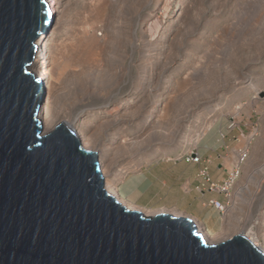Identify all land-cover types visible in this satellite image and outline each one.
<instances>
[{
	"label": "rangeland",
	"instance_id": "1",
	"mask_svg": "<svg viewBox=\"0 0 264 264\" xmlns=\"http://www.w3.org/2000/svg\"><path fill=\"white\" fill-rule=\"evenodd\" d=\"M61 7L46 40L57 75L56 118L65 112L72 126L81 124V135L100 136L109 150L100 166L110 164L119 182L148 167L144 195L132 200L152 208L185 197L181 184L196 169L183 159L192 150L207 155L213 144L220 147L219 128L232 124L238 135L225 151L226 163L232 166L239 150L246 157L227 212L215 225L204 223L205 233L251 229L264 242V48L258 51L264 37L253 44L248 33L261 17L251 34L261 28L264 35V0H68ZM123 25L127 40L118 31ZM91 34L101 52L76 65L73 57L83 56L81 42ZM243 42L251 48L238 71L233 51ZM150 134L164 138L153 137L148 147ZM135 140L138 149L119 158L122 146ZM133 187L122 185L119 192Z\"/></svg>",
	"mask_w": 264,
	"mask_h": 264
},
{
	"label": "water",
	"instance_id": "2",
	"mask_svg": "<svg viewBox=\"0 0 264 264\" xmlns=\"http://www.w3.org/2000/svg\"><path fill=\"white\" fill-rule=\"evenodd\" d=\"M48 20L45 0H0V264H264L242 232L209 243L190 217L130 209L73 129L44 132Z\"/></svg>",
	"mask_w": 264,
	"mask_h": 264
},
{
	"label": "bare ground",
	"instance_id": "3",
	"mask_svg": "<svg viewBox=\"0 0 264 264\" xmlns=\"http://www.w3.org/2000/svg\"><path fill=\"white\" fill-rule=\"evenodd\" d=\"M45 1L47 3V6H48V14H49V20H48V22L46 24L47 30L45 32L40 33L39 36H38V40L35 43V45L37 46V59L31 65L32 66L31 69H33V67L35 66L36 63H39V65H41L39 67V71L37 72L38 73L37 77H38L39 81L42 83V85L45 88V91H44L45 100H44V104H43V106H42V108L40 110V113H39V119H40V121H41V123H42V125L44 127V132L45 133L52 131L61 122L65 123L66 125H68L71 129L74 130V133H75V135L78 138H80V137L82 138V139L81 138L80 139L82 140L83 148L86 149V150L94 151L97 154L98 160H99V165H100V162H102L101 160H103V157H104L105 153H106V155L109 154V152H108L109 150L108 149L102 148L103 146H102V142L100 140V136H96V135L83 136V135H81L80 128L78 127V125H81V124H75V125L72 126V121H70L69 117H67V115H65L66 114L65 112H63L64 115H59L58 114L59 117L56 118V113L54 112L55 111L54 110V104H55L54 103L55 102L54 98H55V87H56V83H57L56 82L57 75L55 76V71H54V68H53L54 67L53 66L54 60H53V57L51 58V48L47 45L46 40L49 38L48 35L50 33V29H51L52 23H53L54 19H56V16H53V15H55L54 13L62 12V9H60V8H62L61 6L64 3L68 2V0H45ZM62 1H64V2H62ZM103 2L100 4V7H99V11L100 12L104 11V9L102 7L104 5ZM260 18L261 17L257 18L255 20L256 22L253 21L254 23L252 22L253 24L251 23V25H249V28H248V33L251 35V39L250 40L254 41L253 44H257L258 42H261L263 37H264L263 29H261V28L258 29V32H257L258 35L251 34V32L253 30L258 28V25H256V23L257 24L259 23V19ZM126 23L128 25V22H126ZM126 29H127L126 25H123L122 28H118V31H119V33L121 31V33H123L125 39L127 40V38H129V36H128V33H127ZM79 42H81V41H79ZM88 46L91 47L89 52H87V50H86V49H88ZM73 47H75V45ZM81 47H82V50H80L79 52H80V56L83 54V53H81V51L84 52L82 57H79V54H78V56H74L76 54H74L72 52L74 54L73 55L74 57L72 56L74 58L72 61L75 62L76 65L84 63L85 58H86V60H87V58L91 59L90 57H92V58L95 57L94 59H96L97 56H99V54L101 52V49H102V47L98 43L97 36L94 35V34L93 35L92 34L89 35L84 43H83V40H82ZM250 48H251L250 45H248V43H246V42L244 44H241V45H239L238 47L235 48V50L233 51V57H235L234 60L235 59L236 60L233 62V64H234L232 66L233 69L239 71V66H241L240 64L243 61V58H245L244 57L245 53ZM261 48H264V46H260V48L258 49L259 52H260ZM87 54H90L89 57H88ZM119 57L121 58V55H119ZM56 60H58V59H56ZM56 71L58 72V70H56ZM231 72H233V71H231ZM230 76H231V74H230ZM105 86L106 85H104V87ZM106 97H107V95H106ZM153 137L154 138L163 139L164 135H162V134H157V135L156 134H150L148 137H146V139L144 141L146 146L149 147V145L152 142V138ZM137 143L138 142L135 140V141H132V142L126 144V145H123L122 149H121V152L119 154V158H121V159L125 158L126 155H130V153L133 151V149H138L139 145ZM98 147H100V148L97 149ZM96 150H98L100 153L98 154V152ZM99 156H100V159H99ZM233 160L236 161V154L234 155ZM234 161L230 162V163H235ZM228 166H229V164H228ZM231 168H232V166L227 167V169L229 171H230ZM100 170H101V174H102V176L104 178L105 189L110 194L114 195L125 206L129 207L130 209L140 210L146 216H153V215H155L157 213H169V214H172L174 216H179L180 215L179 211H177V210H175L173 208H170V207H165V206H156V207H153V208L152 207H141V206L133 204L130 201L122 198L120 196V194H119V191H118L119 179L116 178V175L118 173L116 171H113V168H111L110 164L106 165V166H100ZM183 215H185V214H183ZM185 216H187V215H185ZM187 217H190V216H187ZM191 219H193V218H191ZM193 221L197 225L198 231H200L203 234L204 239L206 237L207 240L206 239L205 240L207 242H209V243H215V242H218V241L230 236L229 233L225 234V232H224V234H222L223 231H225L224 228L221 229L219 232H217L214 236H208L205 233L206 229H204V227L202 228V225H200V223L197 220L195 221V219H193ZM229 226L230 225H228V228H229ZM243 234L248 239H250L256 246H258L260 249L264 250V246L263 247L261 246V244H263L264 242L261 243L260 242V238L255 236V234L252 233L251 229L247 233L245 232ZM261 236H264V233L261 234Z\"/></svg>",
	"mask_w": 264,
	"mask_h": 264
},
{
	"label": "crops",
	"instance_id": "4",
	"mask_svg": "<svg viewBox=\"0 0 264 264\" xmlns=\"http://www.w3.org/2000/svg\"><path fill=\"white\" fill-rule=\"evenodd\" d=\"M210 131L211 129H208V131H206L202 135L201 140H204V138L208 135ZM221 134L223 135V137H221ZM237 135H238L237 129H229L227 125L225 129H222L220 127L217 135V143L220 144V147H217V144H213L211 146L212 148L209 149L210 152H208L207 155H202L200 148L197 149L195 152H197L202 157V161L200 163H194L190 160L189 161L186 160L185 158L183 159L185 162L194 165L196 170L191 178L186 177L181 184V188L186 193L185 197L176 199V202L178 201L177 202L178 204L176 203L175 205L169 207L179 211L182 214L190 216L191 218L195 219V221L197 219L198 222L199 221L201 222L199 223L200 225H202V228L205 225L204 223H208L207 221H210L212 224L215 225L217 220L220 218V214L217 210L209 207H204L202 202L208 198H215L221 200L222 195L220 193H210V192L201 193L197 191L196 189L197 183L195 180L196 173L199 168L206 166L211 179L218 183L222 182L227 177L226 169L228 167L225 158L226 150H224V146H227L228 148L233 147L236 144ZM212 138H213L212 141L209 140L211 143L215 142L213 136ZM207 159L210 160L209 163L206 162ZM157 164H161V163H157ZM147 168L137 172H133L131 174H126L125 176H123V179L118 184V191L120 186L126 184H132L134 187L131 190H129L125 194H121L120 192L119 194L122 198L128 201L130 200L131 203L141 207H145V206L137 204V202L133 201L132 198L141 199L142 196L144 195V188H145L144 186L146 182L149 180V177L146 175ZM171 175L173 177V174Z\"/></svg>",
	"mask_w": 264,
	"mask_h": 264
},
{
	"label": "built area",
	"instance_id": "5",
	"mask_svg": "<svg viewBox=\"0 0 264 264\" xmlns=\"http://www.w3.org/2000/svg\"><path fill=\"white\" fill-rule=\"evenodd\" d=\"M229 128L233 129V125L231 124ZM221 137H223L222 134ZM227 149L228 147L224 146V150ZM236 155H237L236 161H234L235 163L232 164V168L230 169V171L226 169L227 177L222 182L218 183L213 181L209 175L206 166L199 168L195 176V180L197 183L196 186L197 191L201 193H205V192L220 193L222 195L221 200L215 198H208L202 202L204 207H209L217 210L220 214V217H224L225 213L227 212L229 198H230V190L236 178L238 177L240 164L246 157L245 152L242 150H239ZM185 159L188 161L190 160L194 163H200L202 161V157L193 150L191 151V153L186 155ZM206 162L209 163L210 160L207 159Z\"/></svg>",
	"mask_w": 264,
	"mask_h": 264
}]
</instances>
